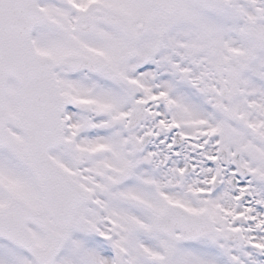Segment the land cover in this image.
Here are the masks:
<instances>
[{
  "label": "snow or ice",
  "instance_id": "1",
  "mask_svg": "<svg viewBox=\"0 0 264 264\" xmlns=\"http://www.w3.org/2000/svg\"><path fill=\"white\" fill-rule=\"evenodd\" d=\"M0 264H264V0H0Z\"/></svg>",
  "mask_w": 264,
  "mask_h": 264
}]
</instances>
